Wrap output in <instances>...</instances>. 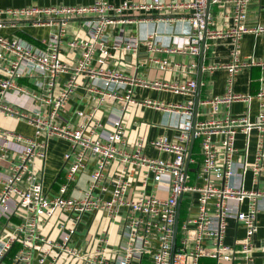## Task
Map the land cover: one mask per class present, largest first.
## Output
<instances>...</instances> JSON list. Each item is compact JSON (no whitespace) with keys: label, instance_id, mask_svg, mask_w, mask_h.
Instances as JSON below:
<instances>
[{"label":"built area","instance_id":"1","mask_svg":"<svg viewBox=\"0 0 264 264\" xmlns=\"http://www.w3.org/2000/svg\"><path fill=\"white\" fill-rule=\"evenodd\" d=\"M249 2L151 0L114 6L108 0H93L89 4L32 5L5 11L0 8V14L29 17L36 24L45 23L42 17L47 16L46 22L58 27L43 40L42 48L0 34V115L23 121L33 129L30 136H25L0 126V264H56L60 259L64 264H202L206 259L212 260V264H253L256 252L264 264V236L258 248L254 243L258 214L264 212V191L258 188L264 171V87L253 94L233 91L238 71L264 64V61L245 62L240 58L241 37L246 33H264V24H246ZM210 5H216L223 13L221 28L211 27L214 16ZM135 9L163 14L156 22L186 21L189 24L186 41L179 46L164 47L154 42L156 29L146 31L142 37L127 35L121 29L109 43L106 29L114 22L109 12ZM88 15L85 35L68 42V46L80 51L77 61L68 66L60 53L67 19ZM137 22L138 25L146 20ZM215 37L230 39L232 47L226 64L207 67L209 71L224 67L228 75L223 95L199 102L208 106L204 118L198 117L192 98L176 104L133 98L134 85L194 97L198 85L194 78L174 82L146 80L105 66L114 49L136 53L142 44L155 53L197 56L205 39ZM149 61L163 71L173 67L166 59L152 57ZM186 67L182 65L181 69L187 71ZM65 73L68 78L61 85V75ZM28 77H35V84L42 90L40 94L31 93L19 84V80ZM81 79H87V91L94 95L92 111L87 117L77 111V117L86 121L63 123L60 110ZM12 93L32 97L38 107L33 109L13 102ZM253 100L258 103L255 120L249 118L248 111L239 117L232 116L229 110L218 115L221 105L229 107L234 101L249 105ZM107 102L114 105L110 106L107 122L102 123L94 119V114ZM128 104L175 112L181 117L174 138L163 134L148 142L155 149L172 154L171 159L145 155L146 141L142 137L130 150L122 148L123 115ZM252 130L257 132L253 160L235 159L237 133L248 136ZM53 137L66 139L69 148L63 155L67 163L66 182L55 196L49 197L43 190L35 161L45 158L47 142ZM191 139L199 140L200 158L190 154L187 163ZM89 155L94 157V168L88 185L79 195H67L69 184L84 169ZM113 164L117 169L109 177ZM247 171L251 173L250 188L245 187ZM99 211L109 219L125 221L122 243L112 257L100 245L107 241L102 235L90 251L69 245L83 214ZM60 213L69 214V220L61 222L58 237L43 235L42 224ZM183 213L184 218L178 224ZM229 219L244 229L238 246L223 240Z\"/></svg>","mask_w":264,"mask_h":264},{"label":"crops","instance_id":"2","mask_svg":"<svg viewBox=\"0 0 264 264\" xmlns=\"http://www.w3.org/2000/svg\"><path fill=\"white\" fill-rule=\"evenodd\" d=\"M93 0H0V8L17 9L27 6H59V5H76L89 4ZM151 0H108L114 6H118L124 2L142 4ZM165 1H183V0H165ZM216 5H210V12L214 16L211 24L213 28H221L223 23V13ZM109 17L113 18L114 22L109 24L106 31L109 34V43H111L117 33L124 29L127 35L143 36L146 31L156 29L154 37L155 44L164 47H174L182 45L186 41V35L189 31V24L186 21L172 22H156V18L164 16L158 11H143L140 9L123 11L121 13H110ZM45 23L36 24L32 18L15 16L14 14L2 12L0 20L3 26L0 28V34L9 39H22L32 44L35 47H44L43 40L47 39L52 32L58 30L54 23H47L48 17H42ZM59 18V17H56ZM88 17H69L67 19L68 27L66 33L61 37V57L63 62L68 66L73 65L80 56V51L68 46V42L73 38H81L85 35L87 26L85 20ZM138 19H145L146 22H140L137 25ZM228 21V20H227ZM246 24H264V0H250L247 8ZM232 44L230 39L225 37L206 38L205 45L202 46L199 55H189L181 53H155L149 50L145 45H140L136 53L124 50L114 49L111 51V56L107 59L106 67L122 71L128 76H136L146 80H163L168 82L180 81L186 78H194L197 85L194 97L189 95L174 93L168 90H158L153 88H146L140 85H134L133 98L136 101L150 99L159 101L164 104H176L186 102L193 99L195 109L198 112V117L204 118L207 116L208 106L199 104L200 101L213 97L215 95H223L226 91L227 70L217 68L209 71L207 67L212 64H226L229 58V52ZM240 58L242 61L250 62L252 59L257 61H264V33L254 35L253 33L244 34L239 42ZM156 57L159 59H166L171 69L163 71L157 66L151 65L149 59ZM196 63L195 67L191 66ZM182 65L187 66L186 71L182 70ZM201 65H203L201 68ZM68 78V74H62L61 85ZM35 77H28L19 80V84L27 87L31 93L40 94L41 88L35 84ZM87 79H81L74 92L71 94L65 107L60 110L61 121L76 124L80 121H86V118H78L77 111H82L86 117L92 111L94 106V95L86 88ZM260 87H264V64H254L245 67L237 72L234 78L233 91L241 94H253ZM12 101L20 103L23 106L36 109L38 102L34 101L32 97L26 95L10 94ZM197 101V102H196ZM114 105L112 102L100 106L95 114L94 119L102 123H106L109 118L110 106ZM229 110L232 116L239 117L248 111L249 118L255 120L258 112V103L253 100L249 105L242 101H234L230 103L229 107L226 105L220 106L218 115H223L225 111ZM180 116L175 112H166L160 109L151 107L128 104L123 115L124 125V145L123 149L130 150L139 138H144L146 144L144 145V154L151 158L171 159L172 154L155 149L148 142L150 139L158 135L165 134L169 138H174L178 134L177 124L180 121ZM0 126L14 131L16 133L30 136L33 129L30 125L23 121H17L12 117H3L0 115ZM256 130H252L248 136L239 132L235 139L236 153L235 159H246L251 162L256 150ZM69 148V142L66 139L53 137L48 140L46 147V155L43 160L37 159L35 165L37 167V174H39L42 181L44 192L53 197L57 194L59 187L66 182V167L67 163L63 159L64 153ZM199 140L195 139L192 143L191 156L195 159L200 158L199 154ZM17 159V155L13 156ZM94 168V157L89 155L86 161V166L80 171L75 180L69 184L67 195H79L80 192L86 188L89 183V175ZM116 164L110 166L108 171L109 177H112L116 172ZM110 180V178H109ZM112 182L109 188L112 189ZM245 187H251V173L246 172ZM258 188L264 191V171L259 178ZM81 190V191H80ZM105 197H109L106 194ZM184 204L181 202V206ZM245 204L242 205V208ZM69 215V214H68ZM67 214H58L41 226L43 235L50 238H57L61 230V222H65L66 218L69 220ZM71 216V215H70ZM258 230L254 236V243L259 247L260 239L264 236V212L258 214ZM126 229L124 219L112 220L109 219L103 211L97 213L85 212L81 221L77 224V229L73 233L69 242L70 246L80 247L83 251H90L96 244V240L101 235L102 238L107 239L100 245L107 248L106 253L108 257L117 253L118 246L122 243V231ZM244 235L242 225L233 219H229L226 225L224 242L226 244H235ZM261 256L259 252L255 253L253 264H261ZM56 264H64L60 259ZM205 264H212V260H204Z\"/></svg>","mask_w":264,"mask_h":264},{"label":"water","instance_id":"3","mask_svg":"<svg viewBox=\"0 0 264 264\" xmlns=\"http://www.w3.org/2000/svg\"><path fill=\"white\" fill-rule=\"evenodd\" d=\"M204 44V42H202V45ZM202 66L203 65H201V68H202ZM199 82L200 81H198V84H199ZM197 102V101H196ZM192 142H193V140L191 139V141H190V146H189V151H188V155H187V163H188V160H189V156H190V154H191V148H192ZM179 205H180V203L178 204V211H179Z\"/></svg>","mask_w":264,"mask_h":264},{"label":"rangeland","instance_id":"4","mask_svg":"<svg viewBox=\"0 0 264 264\" xmlns=\"http://www.w3.org/2000/svg\"><path fill=\"white\" fill-rule=\"evenodd\" d=\"M183 218H184V213L180 216V218L178 220V224H180L182 222Z\"/></svg>","mask_w":264,"mask_h":264},{"label":"trees","instance_id":"5","mask_svg":"<svg viewBox=\"0 0 264 264\" xmlns=\"http://www.w3.org/2000/svg\"><path fill=\"white\" fill-rule=\"evenodd\" d=\"M202 264H205V263H204V260H202Z\"/></svg>","mask_w":264,"mask_h":264}]
</instances>
